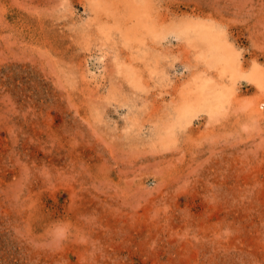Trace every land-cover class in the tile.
<instances>
[{"label":"rangeland","instance_id":"1","mask_svg":"<svg viewBox=\"0 0 264 264\" xmlns=\"http://www.w3.org/2000/svg\"><path fill=\"white\" fill-rule=\"evenodd\" d=\"M0 264H264V0H0Z\"/></svg>","mask_w":264,"mask_h":264}]
</instances>
